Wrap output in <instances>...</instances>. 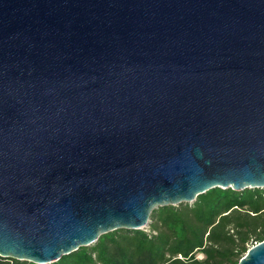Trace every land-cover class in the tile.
Listing matches in <instances>:
<instances>
[{
  "label": "water",
  "instance_id": "95a60500",
  "mask_svg": "<svg viewBox=\"0 0 264 264\" xmlns=\"http://www.w3.org/2000/svg\"><path fill=\"white\" fill-rule=\"evenodd\" d=\"M217 187L264 188V0H0V256Z\"/></svg>",
  "mask_w": 264,
  "mask_h": 264
},
{
  "label": "trees",
  "instance_id": "16d2710c",
  "mask_svg": "<svg viewBox=\"0 0 264 264\" xmlns=\"http://www.w3.org/2000/svg\"><path fill=\"white\" fill-rule=\"evenodd\" d=\"M151 219L149 231L114 230L48 264H239L264 241V188L217 187ZM0 264L36 263L0 256Z\"/></svg>",
  "mask_w": 264,
  "mask_h": 264
},
{
  "label": "rangeland",
  "instance_id": "374dc122",
  "mask_svg": "<svg viewBox=\"0 0 264 264\" xmlns=\"http://www.w3.org/2000/svg\"><path fill=\"white\" fill-rule=\"evenodd\" d=\"M151 222H152V219H151ZM151 224V223H150ZM142 229H144V230H146V231H149L150 230V225H148V226H146V227H144V228H142ZM202 255H199V257H201Z\"/></svg>",
  "mask_w": 264,
  "mask_h": 264
}]
</instances>
